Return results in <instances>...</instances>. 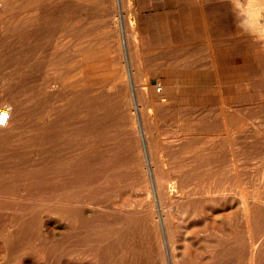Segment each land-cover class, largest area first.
Returning <instances> with one entry per match:
<instances>
[{"label": "rangeland", "instance_id": "obj_1", "mask_svg": "<svg viewBox=\"0 0 264 264\" xmlns=\"http://www.w3.org/2000/svg\"><path fill=\"white\" fill-rule=\"evenodd\" d=\"M248 20L234 0L0 2V264H264Z\"/></svg>", "mask_w": 264, "mask_h": 264}, {"label": "bare ground", "instance_id": "obj_2", "mask_svg": "<svg viewBox=\"0 0 264 264\" xmlns=\"http://www.w3.org/2000/svg\"><path fill=\"white\" fill-rule=\"evenodd\" d=\"M4 1L5 0H0L1 3H4ZM118 1H121V0H118ZM234 1L238 5V9L242 10L243 12L245 11L246 14L248 15L249 28H253L255 30L254 33L256 32V34H255V36L254 35L253 36L256 38L255 41L257 43V46L259 45L257 55H261L262 57H264V0H243L242 3L240 2V0H234ZM15 25H16V23H14V26ZM2 27H0V81L3 80L4 59H5L4 58L5 53H4L3 43H2L3 36H4V30ZM249 36H251V35H249ZM136 42H137V40H136ZM261 56H259V58ZM80 57H82V56H80ZM1 110L7 111V122L4 125V126H6L8 124V122L10 121V118H11V110H10V107H8V106L2 107L0 109V111ZM4 126H0V129L3 128Z\"/></svg>", "mask_w": 264, "mask_h": 264}, {"label": "built area", "instance_id": "obj_3", "mask_svg": "<svg viewBox=\"0 0 264 264\" xmlns=\"http://www.w3.org/2000/svg\"><path fill=\"white\" fill-rule=\"evenodd\" d=\"M0 118H2V120H3V122L0 123V126H4L7 122V111L6 110L0 111Z\"/></svg>", "mask_w": 264, "mask_h": 264}, {"label": "snow or ice", "instance_id": "obj_4", "mask_svg": "<svg viewBox=\"0 0 264 264\" xmlns=\"http://www.w3.org/2000/svg\"><path fill=\"white\" fill-rule=\"evenodd\" d=\"M3 122V120H2V118H0V123H2Z\"/></svg>", "mask_w": 264, "mask_h": 264}]
</instances>
